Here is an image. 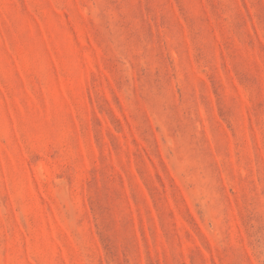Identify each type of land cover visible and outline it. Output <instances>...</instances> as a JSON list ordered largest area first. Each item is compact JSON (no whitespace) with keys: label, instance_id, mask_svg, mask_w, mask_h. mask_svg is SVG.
I'll use <instances>...</instances> for the list:
<instances>
[{"label":"rangeland","instance_id":"obj_1","mask_svg":"<svg viewBox=\"0 0 264 264\" xmlns=\"http://www.w3.org/2000/svg\"><path fill=\"white\" fill-rule=\"evenodd\" d=\"M0 264H264V0H0Z\"/></svg>","mask_w":264,"mask_h":264}]
</instances>
